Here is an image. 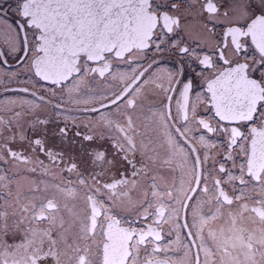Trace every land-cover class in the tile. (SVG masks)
<instances>
[{
	"label": "snow or ice",
	"instance_id": "snow-or-ice-1",
	"mask_svg": "<svg viewBox=\"0 0 264 264\" xmlns=\"http://www.w3.org/2000/svg\"><path fill=\"white\" fill-rule=\"evenodd\" d=\"M0 264H264V0H0Z\"/></svg>",
	"mask_w": 264,
	"mask_h": 264
},
{
	"label": "flooded vegetation",
	"instance_id": "flooded-vegetation-1",
	"mask_svg": "<svg viewBox=\"0 0 264 264\" xmlns=\"http://www.w3.org/2000/svg\"><path fill=\"white\" fill-rule=\"evenodd\" d=\"M4 97H3V94H0V100H2Z\"/></svg>",
	"mask_w": 264,
	"mask_h": 264
}]
</instances>
